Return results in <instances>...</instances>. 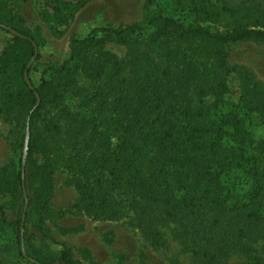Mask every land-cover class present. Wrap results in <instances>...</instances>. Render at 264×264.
<instances>
[{
  "label": "trees",
  "instance_id": "16d2710c",
  "mask_svg": "<svg viewBox=\"0 0 264 264\" xmlns=\"http://www.w3.org/2000/svg\"><path fill=\"white\" fill-rule=\"evenodd\" d=\"M210 1L191 0L196 19L217 16ZM6 4L0 3V25L20 35L3 28L12 41L0 52V74L10 66L19 89L12 94L2 88L0 110L20 116L14 149L23 147L26 130L28 143L23 169L20 155L13 172L4 169L0 187L13 185L23 204V186L28 207L10 222L0 206V222L16 227L14 244L27 264H78L64 244L51 261L27 250L24 257L20 250L33 210L48 208L56 164L71 173L79 193L69 209L127 218L151 245L160 243V226L167 222L185 240L193 228L210 247L252 240L264 219L252 208L264 194V165L245 116L263 115L264 103L251 106L240 94L238 110L232 109L226 81L232 68L224 48L264 41V29L211 30L159 13L94 28L71 39L63 61L48 65V77L30 88L23 74L37 43L7 20ZM108 43L123 46L124 54L109 50ZM33 153L41 155V164ZM40 236L46 246L56 243Z\"/></svg>",
  "mask_w": 264,
  "mask_h": 264
},
{
  "label": "rangeland",
  "instance_id": "374dc122",
  "mask_svg": "<svg viewBox=\"0 0 264 264\" xmlns=\"http://www.w3.org/2000/svg\"><path fill=\"white\" fill-rule=\"evenodd\" d=\"M2 1H6V7L11 10L7 20L26 29L37 43L27 62L31 61L30 72H26L34 85L48 77L45 71L48 65L63 61L71 39L83 38L94 28L142 22L159 13L185 23L198 22L211 30L222 31L237 26L264 29V0H211L209 7H213L211 10L217 16L209 20L196 19L191 0H79L75 3L72 2L75 0H0V3ZM11 41V35L0 26V52ZM107 46L119 56L125 52L123 46L111 43ZM225 51L229 53L228 64L232 68L226 78L232 109L238 110L235 106L239 105L240 94L251 106L264 103V41H240L226 45ZM13 74L10 66L0 74V95L2 88L7 87L12 94L19 89L17 76L14 78ZM244 111L240 110L243 116ZM245 120L253 134L254 151L264 165V114L250 113ZM19 122L20 116L14 109L3 107L0 110V182L5 176L4 169L13 172L20 155L22 161L23 147L14 149ZM31 158L37 164L43 162L38 153L31 154ZM67 171L56 164L48 208L42 212L33 210L35 215L28 223V240L23 246L31 256L54 260L64 244L71 249L78 264H264V219L252 240L240 245L228 242L210 247L207 238L197 235L193 228L185 240L170 222L160 226L163 233L160 243L151 245L144 231L127 218L102 219L89 211L69 209L79 193L71 184V173ZM33 182L36 187L37 177ZM24 203L21 204L19 195L13 191V185L10 189L0 187V206L8 221H16L20 211L23 214ZM252 208L264 218V194ZM41 233L52 237L56 243L46 246ZM15 235V226L0 222V264H27L17 252Z\"/></svg>",
  "mask_w": 264,
  "mask_h": 264
},
{
  "label": "water",
  "instance_id": "95a60500",
  "mask_svg": "<svg viewBox=\"0 0 264 264\" xmlns=\"http://www.w3.org/2000/svg\"><path fill=\"white\" fill-rule=\"evenodd\" d=\"M79 0H75V1H72V2H78ZM2 28L10 31V33H12L13 35H20L16 30L14 29H11L10 27H7L5 25H0ZM31 61L27 64V67L25 68V71H24V79L25 81L27 82L28 86L30 88H32L31 86V83L28 79V76H27V71H28V67L30 65ZM35 95H36V105H38L39 103V96L38 94L35 92ZM27 143H28V130H26V135H25V140H24V146H23V151H22V169H23V165H24V161H25V156H26V152H27ZM22 179H23V172H22ZM23 188V196H24V199H25V203H24V211L23 213H25V210H26V207H27V198H26V193H25V190H24V187L22 186ZM22 254L24 255V257H27L25 252H24V247H23V244H22V239H21V248H20Z\"/></svg>",
  "mask_w": 264,
  "mask_h": 264
}]
</instances>
